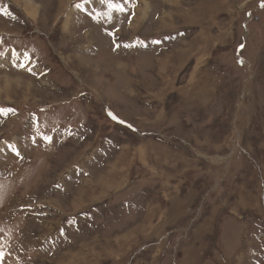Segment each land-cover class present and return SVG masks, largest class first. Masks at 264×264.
Listing matches in <instances>:
<instances>
[{
  "label": "rangeland",
  "instance_id": "374dc122",
  "mask_svg": "<svg viewBox=\"0 0 264 264\" xmlns=\"http://www.w3.org/2000/svg\"><path fill=\"white\" fill-rule=\"evenodd\" d=\"M262 4L0 0V264H264Z\"/></svg>",
  "mask_w": 264,
  "mask_h": 264
},
{
  "label": "snow or ice",
  "instance_id": "6c2138e0",
  "mask_svg": "<svg viewBox=\"0 0 264 264\" xmlns=\"http://www.w3.org/2000/svg\"><path fill=\"white\" fill-rule=\"evenodd\" d=\"M90 2L91 0H84L85 4ZM100 2L106 6V11H100L96 14L95 19H97V22H99L101 17H104L107 20L111 21L114 13L124 14L128 12L129 8L126 7V5L134 6V0H100ZM77 6L79 7L80 5ZM262 6H264V4H262ZM28 70L31 71V69ZM14 111L15 110L11 108H0V115L7 116L8 114L13 113ZM113 119H117V118L113 116ZM120 122L123 123V121ZM43 138L48 142H51L52 139L49 136H44ZM33 140H35V138H33ZM9 147L12 149V151L16 153L17 156L20 155V152L16 149L15 145H9ZM2 257H3V252L0 251V258Z\"/></svg>",
  "mask_w": 264,
  "mask_h": 264
}]
</instances>
